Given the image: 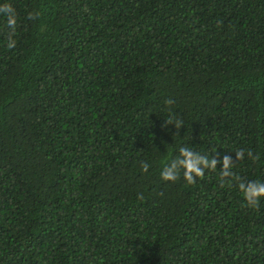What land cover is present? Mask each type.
Segmentation results:
<instances>
[{
    "label": "trees",
    "instance_id": "obj_1",
    "mask_svg": "<svg viewBox=\"0 0 264 264\" xmlns=\"http://www.w3.org/2000/svg\"><path fill=\"white\" fill-rule=\"evenodd\" d=\"M5 4L0 264H264V0ZM181 147L216 169L164 181Z\"/></svg>",
    "mask_w": 264,
    "mask_h": 264
},
{
    "label": "clouds",
    "instance_id": "obj_2",
    "mask_svg": "<svg viewBox=\"0 0 264 264\" xmlns=\"http://www.w3.org/2000/svg\"><path fill=\"white\" fill-rule=\"evenodd\" d=\"M0 14H6L7 16V27L11 31L9 32V40H8V48L15 47V40L11 37L14 35L16 26H17V18L15 9L10 4H5L0 6ZM39 13L33 14L29 13L30 19H36ZM166 103L171 105L174 103L171 99H169ZM167 123L171 124V120L167 121ZM176 128H181L182 122H176ZM251 156V153H249ZM244 152L240 150L236 152L237 160L243 159ZM217 160L211 159L208 157L201 155L198 152H193L190 148L181 147L179 149V155L176 159L172 160L170 164H166L161 171V178L164 181H176L179 178L181 170H183V178L188 184H194L196 182V178L203 179L205 175V169H216ZM233 166V162L229 156H225L223 158V168L220 172L221 179L232 177L234 173H232L231 168ZM149 165L145 162L141 164V169L144 172H147ZM238 179V178H237ZM239 190L243 194L244 200L246 204L251 208H257L259 205V201L261 198H264V182L261 181H241L238 184Z\"/></svg>",
    "mask_w": 264,
    "mask_h": 264
}]
</instances>
